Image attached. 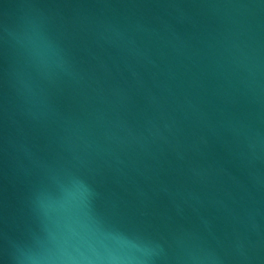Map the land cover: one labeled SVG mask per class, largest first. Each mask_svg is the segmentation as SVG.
Segmentation results:
<instances>
[{
	"label": "water",
	"instance_id": "95a60500",
	"mask_svg": "<svg viewBox=\"0 0 264 264\" xmlns=\"http://www.w3.org/2000/svg\"><path fill=\"white\" fill-rule=\"evenodd\" d=\"M45 205L151 264H264V0H0V264Z\"/></svg>",
	"mask_w": 264,
	"mask_h": 264
},
{
	"label": "clouds",
	"instance_id": "9594fccd",
	"mask_svg": "<svg viewBox=\"0 0 264 264\" xmlns=\"http://www.w3.org/2000/svg\"><path fill=\"white\" fill-rule=\"evenodd\" d=\"M37 56L47 47L35 37L29 38ZM81 189L80 214L91 221L95 211L93 190L82 180H74ZM45 238L34 247L17 249L16 264H151L155 248L140 240L131 252L120 253L97 242V229L90 223L78 227H53L48 221L46 205L41 207Z\"/></svg>",
	"mask_w": 264,
	"mask_h": 264
}]
</instances>
